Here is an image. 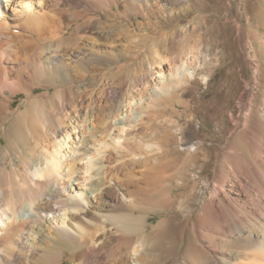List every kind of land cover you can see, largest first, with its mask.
I'll use <instances>...</instances> for the list:
<instances>
[{
  "label": "bare ground",
  "instance_id": "bare-ground-1",
  "mask_svg": "<svg viewBox=\"0 0 264 264\" xmlns=\"http://www.w3.org/2000/svg\"><path fill=\"white\" fill-rule=\"evenodd\" d=\"M20 1L23 12L18 10V13L24 14L22 18L31 20L33 13L28 10L33 2ZM130 1L138 4L131 6L136 19L145 20L153 14L150 8L151 0ZM233 1L236 2L235 15L230 17V20L237 39L244 40V50H246L251 46L252 41L246 37L243 22L239 17L240 0ZM159 12L165 13L161 10ZM0 14L2 15V12ZM58 21L60 23V20ZM40 22V17L34 18L36 26ZM0 25L6 26V22L3 21ZM58 26V35H60L64 27ZM96 33L105 35L102 31ZM132 36L136 38L139 35ZM251 38L261 42L256 33ZM62 39L70 43L69 38ZM75 49L63 48L60 55L49 53L36 62L33 61V57L30 74L24 76L19 69L17 81H13L0 67V127L3 121L8 120V115L12 114L11 99H14L18 93L25 94L30 112L20 110L17 119L24 126H28L29 120L34 116L36 127H38L36 134L26 135L24 144L16 145L7 153H0L1 264H17L18 258L21 260L20 251L31 252L38 246L41 251L37 253L38 260L36 258L37 261L34 260L38 264H98L101 260V240L95 238V235L91 236L90 232L88 236L84 227L87 218L85 214L88 213L84 204L89 203L90 194H95V198L103 204L106 201L104 196H107L106 186L103 182L92 181L91 176L78 178L77 175L80 170L79 163L84 162L86 158L89 160H85L86 163L83 165L85 172L91 171L94 167L93 159L98 155L88 154L89 147L85 142L88 138L95 140L96 133L87 139L79 138V150L73 147L75 142L69 143L68 140L71 135L76 140L80 132L81 135L87 134L86 122H89L92 128H96V122L103 126V132L99 131V136L103 138L110 136L116 124L122 125L124 121L128 124L132 115L133 102L139 101L145 92H148L147 89L152 84L154 74L152 75L150 70L138 73L129 89L102 86L98 90L95 83L84 78L85 72L79 70V72L76 71V76L78 80H81V84L76 90L56 92L54 101L50 97L45 99L47 94L32 96L35 87L30 83L33 78L43 74L66 77L69 68L67 62L85 65L88 62V56L98 55L97 50L90 49L86 54L79 50L80 47L78 51ZM16 50L18 49L13 45L1 49L0 65L10 63L12 59L14 63H22V59L14 56ZM161 54L162 52L157 55L160 64L164 61ZM248 59L252 75L244 80V88L234 98L235 105L221 116V120L225 121L226 125L224 128L220 127L221 130L218 131L226 133L225 139L220 143H217L214 138L206 143H194L193 139L185 136L182 128L179 129L181 138H178L171 132L176 122L169 121L164 135L153 144L155 149L152 153H156L150 155L149 150L144 156L138 155V161L142 163L139 173L141 186L145 188L161 186L166 189L165 194L158 200L156 206L146 213L139 211L132 201H127L126 207H123L120 212L109 217L102 215L103 223L112 222L121 233L129 235L142 232L144 234L142 236L147 243L146 253L132 248L136 264H264V75L261 77L264 72H261L258 65L254 64V58L251 59L249 56ZM158 72L162 76L165 74L162 69ZM168 74L178 77L176 80H168L172 89L182 81L189 80L187 75L194 76V72L187 71L184 62L179 64L177 61L171 64ZM44 87L50 89L51 84ZM257 87L260 89L259 92ZM150 94L154 100L160 98V93L157 91H152ZM194 102H196L195 99H192L189 103ZM189 103L178 99L172 103L171 112H186ZM195 109L197 111L198 108ZM84 112L86 115L83 117ZM124 113L127 117L123 121L119 119V116ZM77 115L81 120L84 118V121H81L82 130H78L77 124L74 125V123H80ZM119 132H123V129ZM195 132L199 134L200 129L194 130ZM100 140L95 142L100 143ZM179 141L183 146L192 145L195 149L191 151L188 148L181 153L175 146ZM148 144L147 147L150 148V143ZM104 148V145L97 147L95 152L100 154ZM81 150L83 152L78 157L77 154ZM151 158L153 160L150 163ZM101 159H104L103 154ZM178 163H181V167L175 170ZM208 163L212 169L211 179H207L197 191L193 186L191 194L182 199L177 191H183L189 186L191 173L201 176V170ZM104 170L101 180H104L108 174V171ZM80 179L83 185L89 187V194L81 190L76 192L73 182ZM176 180L179 181V185L175 184ZM139 191H141L140 188ZM66 192H69V197H64ZM82 196L83 201L79 200ZM177 203L183 210L176 209ZM61 213L62 216H60ZM150 214L160 215V220L152 229H149L147 225V217ZM44 222L48 223L46 228ZM101 226L103 227V224ZM44 230H53L54 234L50 235L49 231L45 233ZM117 236L116 240L119 242L124 240V236ZM26 240L32 242H28L25 246L23 242ZM33 241H37L38 244L36 245ZM28 255L26 258L31 256L29 253ZM129 255L128 252L127 256ZM7 256L9 261H6ZM129 261L130 259L126 256H121L115 264H130Z\"/></svg>",
  "mask_w": 264,
  "mask_h": 264
},
{
  "label": "rangeland",
  "instance_id": "rangeland-1",
  "mask_svg": "<svg viewBox=\"0 0 264 264\" xmlns=\"http://www.w3.org/2000/svg\"><path fill=\"white\" fill-rule=\"evenodd\" d=\"M31 1L33 4L28 11L33 13V17L31 20H26L22 18L24 17L23 13H18V10L23 12L20 0H0V12H2V15L0 14V24L3 21L6 22V26L0 25V44H2L0 46H3L0 47V50L13 45L18 49L14 55L15 58L22 59V63H14L11 58L10 63L0 65L13 81H17V71L19 69H21L24 76H27L30 74L33 61L41 60L49 53L60 55L63 48H76L75 50L78 51L80 47L79 50L86 54L89 53L88 50L90 49L98 52L96 56H88V62L85 65L67 62L69 68L66 77L43 74L33 78L30 83L35 87L32 96L47 94L45 99L50 97L54 101L56 92L76 90L81 84V80H78L76 76L79 70L85 72L84 78L95 83L98 90L102 86H110L116 89L121 87L122 90L129 89L138 73H145L150 70L152 75L154 74L152 84L147 89L148 92H145L139 101L133 102L131 106L132 115L128 124L124 121L127 117V111L119 116V119L124 121L123 124H116L110 136L105 138L99 136L104 127L98 122H96V128H92L89 122H86L87 134L81 135L78 130L83 129L81 121L84 118L81 120L80 116L77 115L80 123H74V125L77 124L76 126L79 127L77 130L78 136L75 140V137L71 135L68 140L69 143L75 142L73 147L79 150V138L83 139L84 137L87 139L96 133L97 138L95 137V140L103 139L100 140V143L89 138L86 142L84 141L89 147L87 153L98 156L93 159L94 167L91 171L85 172L83 165L86 163L85 160H89L86 158L84 162L79 163L80 170L77 172L78 178L91 176L92 181L103 182L106 186L107 196H104L106 201L103 204L95 198V194H90L89 203L84 204L88 211L85 214L87 218L85 219L86 224H84L86 232L88 236L89 232L91 236L94 237L95 235V238H99L102 244V255L98 264H108V262L109 264H115L121 256L130 259V264H136L132 250L137 248L141 253H146L147 243L143 237L144 234L142 232L129 235L121 233L112 222L103 223L104 216L102 215L109 217L116 212H120L123 207H126V203L131 201L139 211L146 213L153 209L158 200L165 194L166 189L161 186L156 188L141 186L139 173L142 169V163L138 161V155L143 154L144 156L149 150L150 155L156 153H152V150L155 149L153 144L158 141L160 136L164 135L169 121L176 122L171 128V132L176 134L178 138H181L179 129L182 128L185 136L193 139L194 143H206L212 138L220 143L225 139L226 133L218 131L221 130L220 127L224 128L226 125L225 121L221 120V116L235 105L234 98L244 88V80L252 75L248 57L254 58V64L258 65L261 72H264V0L239 1V17L243 22L246 37L252 41L251 46L246 50H244V40L237 39L230 20V17L235 15L236 2L233 0H151L150 8L153 14H150L145 20L136 19L133 15L134 9L131 6L132 4H138L136 2L131 3L130 0ZM159 10L165 11V13H160ZM128 15H130L131 22L128 20ZM36 17L41 19L40 24L37 26L34 23ZM58 20H60V23H58ZM58 25L64 27L62 29L63 33L60 35H58ZM193 29L194 32H192ZM101 31L105 33L104 36L96 33H101ZM255 33L261 39V42L251 38ZM134 34L139 35V38H134L132 36ZM141 35L144 36L141 37ZM28 36L30 38L27 39ZM62 38H69L70 43L64 42ZM160 52H162L161 56L164 58L161 64L157 56ZM25 60L26 64L24 63ZM176 61L179 64L184 62L187 71L194 72V76L187 75L189 80L182 81L176 88L172 89L168 80H176L178 77L169 75L168 69ZM161 69L165 71L163 76L158 72ZM263 75L262 73L261 77ZM48 84H51L50 89L44 87ZM163 85L166 87L163 88ZM257 90L259 92V87H257ZM152 91L160 93V98L154 100L150 94ZM178 99L186 103L195 99L196 102L189 103L186 112H171L172 103ZM11 102L12 114L8 115V120L3 121L0 127V153H7L16 145L24 144L26 135L38 132L34 116L29 120L28 126H24L17 119L20 110L30 112L25 94L18 93L14 99H11ZM196 107L198 108L197 111ZM83 114L84 117L86 113ZM120 129H123V132L120 133ZM198 129H200V133H194V130ZM148 142L150 148L147 147ZM103 145L105 148L101 150L100 154H97L95 152L97 147H103ZM175 146L181 153L188 148L191 151L195 149V146L192 145L183 146L180 141ZM82 152L81 150L77 156L79 157ZM102 154L104 155L103 160L101 159ZM152 160L151 158L150 163ZM179 167H181V163H178L175 170ZM104 168L109 175L106 174L107 177L101 180ZM190 177L189 186L183 191H177L178 194H181L182 199L191 194L193 186L197 191L206 183L207 179H211L212 169L210 164L208 163L203 167L201 176L191 173ZM81 182V179L73 182L76 192L81 190L89 194V187ZM175 184L179 185L180 183L176 180ZM139 188L141 191H139ZM68 193H64V197H69ZM79 200L83 201V196L79 197ZM144 202L146 203L144 204ZM138 204L139 206H137ZM175 206L178 211L183 210L178 207V203ZM60 216H62V213ZM159 220L160 215L150 214L147 217L148 228H154ZM44 225L46 228L48 223L44 222ZM47 231L50 235L54 234L53 230H44L45 233ZM117 235L124 236V240L120 242L116 240ZM28 242L31 243L32 241L29 240ZM28 242L26 240L23 243L27 246ZM34 243L38 244L37 241ZM0 246L2 245L0 244ZM38 247L36 250L35 248L31 250V252L20 251L19 254L21 255L19 257L21 260L18 258L19 263L17 264H38L34 261L38 260L37 255L41 251V248ZM128 252L130 253L129 257L127 256ZM28 253L31 256L26 258ZM7 260H10L9 256L6 257Z\"/></svg>",
  "mask_w": 264,
  "mask_h": 264
}]
</instances>
